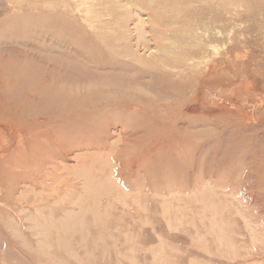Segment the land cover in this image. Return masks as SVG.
Instances as JSON below:
<instances>
[{"label": "rangeland", "instance_id": "obj_1", "mask_svg": "<svg viewBox=\"0 0 264 264\" xmlns=\"http://www.w3.org/2000/svg\"><path fill=\"white\" fill-rule=\"evenodd\" d=\"M141 1L0 0V264H264V0Z\"/></svg>", "mask_w": 264, "mask_h": 264}, {"label": "bare ground", "instance_id": "obj_2", "mask_svg": "<svg viewBox=\"0 0 264 264\" xmlns=\"http://www.w3.org/2000/svg\"><path fill=\"white\" fill-rule=\"evenodd\" d=\"M151 1V0H150ZM161 1V0H160ZM159 0H152V2H155V4L158 6L161 2H160ZM152 2H150L151 3V5H152ZM135 3H140L138 6L139 7H142L144 4L142 3V1L141 0H135ZM149 10H150V14L149 15H151L154 19L156 18V19H158V15L156 14V6H146ZM162 7V6H161ZM158 11V10H157ZM86 13L87 14H89L90 16H91V18H94V11H92V10H89V11H86ZM139 17V16H138ZM121 20V19H120ZM123 20V19H122ZM142 21V20H141ZM140 21V22H141ZM143 22V21H142ZM120 23V22H119ZM143 24H144V22H143ZM126 25V24H125ZM135 25V24H134ZM142 24H140V26H141ZM125 27V26H124ZM143 27V26H142ZM135 28V31L137 32V35H136V42H138V41H140L141 40V42H142V40H145V38L143 39L142 37H143V29L141 28V27H139V25L138 26H135L134 27ZM119 29V28H118ZM122 37V36H121ZM135 39V38H134ZM146 41V40H145ZM137 44V43H136ZM143 45V44H142ZM217 69V68H216ZM113 73V72H112ZM90 78H92V77H90ZM93 79V78H92ZM99 79V78H98ZM130 79V78H129ZM108 80V79H107ZM93 81V80H92ZM98 81V80H97ZM88 82V81H87ZM95 82V81H94ZM109 82V81H108ZM89 83H90V81H89ZM88 83V84H89ZM92 83V82H91ZM107 83V82H106ZM108 84V83H107ZM113 84V83H112ZM109 85V84H108ZM123 86H125V85H123ZM131 87V86H130ZM212 98V97H211ZM190 109V108H189ZM18 144V143H17ZM79 152V151H78ZM98 153H99V151H98ZM96 155V154H95ZM80 156V155H79ZM105 163V162H104ZM106 165V164H105ZM65 166V165H64ZM63 168V167H62ZM59 169H61V168H59ZM64 175V174H63ZM67 175V174H66ZM60 177V176H59ZM59 177H57V178H59ZM51 189V188H50ZM41 190V189H40ZM42 191V190H41ZM41 193V192H40ZM46 193V192H45Z\"/></svg>", "mask_w": 264, "mask_h": 264}]
</instances>
